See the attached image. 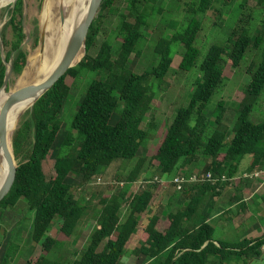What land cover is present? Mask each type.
Here are the masks:
<instances>
[{
    "label": "trees",
    "instance_id": "obj_1",
    "mask_svg": "<svg viewBox=\"0 0 264 264\" xmlns=\"http://www.w3.org/2000/svg\"><path fill=\"white\" fill-rule=\"evenodd\" d=\"M93 1L85 5L83 21ZM196 1L197 4L190 1L187 5L188 13L193 16L189 23L156 44L154 54L158 65L136 73L129 67L131 57L140 56L145 29L150 19L164 8L157 5L158 0H129L127 12L118 13V25L112 30V35L122 42L115 46L107 38L92 56L90 51L107 18L106 13L116 11L115 0H103L98 17L89 29L84 58L36 102L27 112L29 118L25 119L26 115L22 119L12 141L18 162L16 178L11 191L0 202V208L15 207L22 201L34 214L31 238L34 245L42 244L41 253L35 262L25 264H124L128 256L143 257L144 264H225L232 256L257 259L264 254V234L241 245L214 240V230L204 207L209 198L221 194L229 181L215 185L210 182L187 184L179 191L186 204L170 212L164 223L160 222L153 204L156 185L149 184L141 193L130 192L146 161H149L148 181L155 172L161 178L187 174L188 166L201 157L209 161L208 165L203 161L206 173L211 172L219 180L222 176L228 180L233 178L247 156L252 157L249 171L264 169V18L262 28L253 34V15L244 13L247 0ZM214 1L223 5L239 1L241 14L226 40L212 46L199 63L200 50L196 43L204 16ZM255 1L264 5V0ZM184 2L179 0L178 3ZM217 12L221 16L222 11ZM24 14L25 0H16L8 6V21L1 30L6 60L12 64V73L17 77L23 73L28 59L23 46L27 38ZM2 20L0 15V25ZM38 44L39 35L35 34L34 45ZM175 44L183 45L185 50L179 70L190 73L195 69L198 75L188 105L178 108L172 121L165 124L155 151L148 158L140 152L155 136L151 126L146 130L142 124L150 116L154 119L156 84L162 87L173 67ZM243 62L246 67L241 70ZM229 69L246 71L251 78L243 91V99L235 108L236 123L232 128L225 121L228 107L224 101L209 108L215 93L230 79ZM6 72L0 46V90ZM68 76L75 81L89 76V80L68 134L55 155V174L47 179L45 161L59 138L61 112L70 97ZM255 111L262 113L261 118L255 117L258 121L251 119ZM115 115L118 118L114 121ZM135 159L138 162L125 180L127 188L103 196L93 209L92 200L77 196L76 185L67 181L71 176L79 177L84 187L103 168L114 162ZM241 201L242 196H239L230 206L239 209ZM124 206L126 211L122 214ZM228 213L229 210L221 216ZM90 220L95 225L83 251L70 259L62 252L64 244L51 235L56 222L61 221L59 230L71 238ZM5 235L6 230L0 226V243ZM19 251V245L10 240L1 264H11Z\"/></svg>",
    "mask_w": 264,
    "mask_h": 264
},
{
    "label": "rangeland",
    "instance_id": "obj_2",
    "mask_svg": "<svg viewBox=\"0 0 264 264\" xmlns=\"http://www.w3.org/2000/svg\"><path fill=\"white\" fill-rule=\"evenodd\" d=\"M128 1L129 0H115L114 7L116 11L106 13L107 18L103 20L104 23L102 25V29L99 32L96 42L90 51V54L92 56H95L97 54L101 44L107 38H109V40H111L115 46H118L120 42H122V40H120L116 35H112V30H114L118 25V13L122 11L127 12ZM190 1H195L196 4L198 3V1L196 0H185L184 3H178L179 0H158L157 5H162L164 11L162 10L161 12L157 13V15L152 19H150L148 23L149 25L145 29L146 38L141 50V54L139 57H136L135 55L131 57V61L129 64L130 69H132L136 73H143L146 70L158 65L159 61H157L155 58L154 48L162 37H172L177 29L181 28V25L189 23V21L193 17L191 13H188L187 5H189ZM2 2H6L4 5L0 6V15L3 16V23V21H8V6L13 4L14 2H12V0H2ZM44 3L45 0H43L42 2H39L38 0H25V14L23 24L26 34L29 33L30 35V39L28 42H25L23 46L28 52V57L31 52H34L40 47V15L42 13ZM239 5V1L230 4L227 3V5H223L217 1L213 2L212 7L204 16L202 29L200 31V35L198 36L199 39L196 43V46L200 50L199 63H201L205 59L212 46L223 43L226 40L227 35L235 26V20L241 14L240 10L238 9ZM218 9L222 11L221 16L217 12ZM250 12L253 15V18L251 20L252 33L256 34V31L262 28L261 22L264 18V5H258L255 0H247L244 13L247 14ZM97 17L98 13L95 18ZM169 24L175 25L169 26ZM35 34L39 35L38 46L34 45ZM184 51L185 50L183 45H173V67L168 73L165 81L162 82V87L159 88V83L156 84L157 89L155 90L152 112L154 119L152 120L150 116L142 124V128L146 130L151 126L155 136V138L151 140L146 146H144L140 152L141 154L148 155V158L152 157L156 145L159 142L161 131L164 128L165 124L172 121L178 108L188 105L193 93L196 79L195 77L198 74L197 72H194L196 71L195 69H193L190 73L182 72L181 70H179V66L183 59L182 54L184 53ZM10 67L11 63L9 64L8 69ZM245 67V62H243L240 66V69L243 70L245 69ZM233 72L234 71L230 69L227 71V75L230 77V79L224 84L221 89H219L215 93L209 105L210 108L214 105H217L219 101H224L225 105L228 107L225 112V121L228 125H230L231 128L236 123L235 108L243 99V91L251 81V78L248 74H246V71ZM19 77L15 76L12 73L9 85L7 87L8 92H12L13 87L16 84L15 82H17ZM88 80L89 76L81 77V79H79L78 81H75V79L71 76H68L66 78L67 84L71 88L70 97L66 101L61 112L62 128L59 138L55 143L53 150L50 152L45 161L44 170L47 179H50L55 174V155L58 151L59 146L68 134L70 122H72L74 114L79 108V103L83 99V93ZM262 106L264 108V100ZM30 110L31 109L27 110L22 115L17 129L20 127L21 121L26 115L27 116L25 117V119L29 118L27 112ZM209 111L211 113V110L208 109V112ZM255 117L261 118L262 113L260 111H255L251 119L258 121L257 119H255ZM117 118L118 117L115 115L113 120L115 121ZM137 159L126 163H122L120 161L114 162L109 167H105L101 171H99V173L93 178V180L90 183L86 184L84 187L80 185L81 179L79 177L71 176L67 181L76 185V189L74 190V192L77 196L84 197L87 201L92 200L93 205L91 209H93L103 198V196L111 195L117 190L127 188L128 184L127 182H125V180L137 164ZM203 161L205 160L201 157L194 164L188 166V168L190 169L189 171H187V174L183 173L181 175L189 177L193 174L206 173L204 166L205 163ZM244 163H248V158H245L242 161V165ZM148 165L149 161H146L139 176V180H137L130 186V192L132 191L141 193L145 188H148L147 186L149 184L156 185L153 204L154 207L158 205L156 211L158 215L163 216L167 214L166 207H159V200L161 202L165 200L166 202L169 201V203L173 202V206L181 203L179 207H172L174 208L173 211L182 209L184 207V199L181 197V193L179 192V190L176 189V186L173 185V187H169L168 191H166L167 189L165 188V184L168 186V184L173 181L174 178H171L168 175H164L161 178L160 175L155 172L150 177V179L152 180L148 181L146 180L149 179L146 177ZM230 182L231 184H226L225 190L221 195L213 197L218 198L220 196H223L225 199L227 197V194L234 190V187L232 186L233 181L230 180ZM260 182H262V180H259V182L256 181L255 185L252 188V191L250 192V195H256L254 197L255 199L262 195L260 190L262 186ZM173 190L174 192L171 193V191ZM258 191L260 192L258 193ZM256 192L258 194H256ZM257 202H261V200ZM257 202H253L255 205H253L250 209L245 210L243 208L240 216H237L239 213L236 214L239 209H236V206H233L234 209L229 212L228 215L213 220L210 225L214 230V240L230 245H241L246 241H251L261 237L264 233V204L262 203L261 208H259L257 211V208L255 207ZM125 211L126 206L123 207L121 213L124 214ZM150 212L151 211H149V213ZM233 216H237V219L232 220ZM33 217L34 214L27 210L25 203L22 201L19 202L15 207L8 206L6 208H0V226H2L6 230V235L0 243V264L2 263L3 257L8 249L10 240L17 243L20 247V251L18 253L19 256L11 264H25L28 261L35 262L37 260L41 253L42 244L40 243L38 245H34V243L32 242L31 235L33 230ZM60 225L61 221H57L51 232V235L64 244L62 247V252L70 259H74L76 257V254H79L83 251L87 239L91 231L94 229L93 227L95 225V222L90 220L88 224L81 226L76 234H74L71 238L66 237L59 230ZM144 263L145 259L143 257L136 258V256H128L124 260V264ZM225 264H264V254L257 259H249L245 256H232L227 260Z\"/></svg>",
    "mask_w": 264,
    "mask_h": 264
},
{
    "label": "bare ground",
    "instance_id": "obj_3",
    "mask_svg": "<svg viewBox=\"0 0 264 264\" xmlns=\"http://www.w3.org/2000/svg\"><path fill=\"white\" fill-rule=\"evenodd\" d=\"M89 1L45 0L40 15L43 44L30 53L28 65L15 82L12 92L0 95V113L8 101L6 99H9L14 92L46 80L58 68L66 54L73 33L79 27V24L81 25L84 22L83 14ZM5 3L0 0V6ZM84 55L85 51L82 49L73 65L77 64ZM33 101L34 99L25 100L14 105L6 117L4 131L7 138V149L11 154L13 153L12 136L22 115L30 109ZM8 171L6 151L0 144V189L6 182Z\"/></svg>",
    "mask_w": 264,
    "mask_h": 264
},
{
    "label": "water",
    "instance_id": "obj_4",
    "mask_svg": "<svg viewBox=\"0 0 264 264\" xmlns=\"http://www.w3.org/2000/svg\"><path fill=\"white\" fill-rule=\"evenodd\" d=\"M16 0H12V2H15ZM103 0H94L93 4L90 8V11L85 18L84 22L75 30L73 33L71 40L69 42L66 54L61 62V64L58 66V68L44 81L36 83L34 85H29L28 87L18 90L12 94V96L8 99L6 104L3 106L1 113H0V144L5 148L6 151V157L8 161V166H9V171H8V176L6 179V182L4 183L3 187L0 189V202L6 197V195L11 191L13 184L15 182L16 178V173H17V167L18 163L14 155V150L13 153L11 154L9 150L7 149V138L6 134L4 131V125H5V120L6 117L11 110V108L25 100H30L34 99L30 109L33 108V106L36 104V102L47 92L49 91L55 83L70 69L75 66H77L82 58L77 64L73 63L76 61L78 58L81 50L83 49L85 51L86 55V42H87V37L89 33L90 26L92 25L95 17L97 16L99 7L101 5V2ZM6 23V21H3V23L0 25V46H1V52H2V58L4 63L7 66V72H6V77L3 83V86L0 90V94L2 91H7V87L9 85V81L12 75V64L11 67L8 69V66L10 63L7 62L6 60V54H5V48L4 44L2 42L1 38V30L3 25ZM41 31V30H40ZM30 39L29 33H27V38L25 42H28ZM43 44V38H42V33L40 32V45ZM84 55V56H85ZM29 59L27 60V64L24 68L26 69L28 65ZM14 135V134H13ZM13 140V136H12Z\"/></svg>",
    "mask_w": 264,
    "mask_h": 264
},
{
    "label": "crops",
    "instance_id": "obj_5",
    "mask_svg": "<svg viewBox=\"0 0 264 264\" xmlns=\"http://www.w3.org/2000/svg\"><path fill=\"white\" fill-rule=\"evenodd\" d=\"M246 158H248V163H244L242 165V162H241L237 174L233 178L230 179V180L233 181L232 182V186L234 187V190L229 192L225 199H224L223 196H220L218 198L211 197V198H209L206 201V205L204 207V210L207 213V216H208V219H209L210 223L213 220L222 217L221 215H223V213L225 211L229 210V212H231L234 209L233 206L232 207L230 206L231 201L236 199V198H238L239 196H242V201H241L242 202V206L236 212V214L239 213L237 216H240V214L242 213L241 211H242L243 208L245 210L250 209L253 205H255L254 203L259 201V200H261V202H257V204L255 206L257 208V211H258L259 208H261V204L262 203L264 204V169H260L259 168V169H255L253 171H249V169L251 167V163H252V157L251 156H247ZM208 163H209V161L206 160V164L207 165H208ZM241 165H242V167H241ZM189 169L190 168H188V171H189ZM230 180H229V182H230ZM259 180H262V182H260V184L262 186L261 189H260L262 195L255 199L254 197L256 195L255 194L250 195V192L252 191V188L255 185L256 181L259 182ZM241 181H242V183L239 184ZM229 184H231V182ZM173 185L174 184L171 183V182L168 184V186L165 184V188L167 189L166 191H168L169 187H173ZM224 190H225V188L222 190L221 194L223 193ZM158 191H156V192H158ZM166 191H164V192H166ZM173 192H174V190L171 191V193H173ZM259 192L260 191H258V193ZM258 193L256 192V194H258ZM217 196H219V195H217ZM158 203H160L159 207L160 206H164V207L167 208L166 209L167 210V214L166 215H163V216L159 215L161 223L165 222V220L167 219L168 214L173 211V209H174L173 207H179V205H181V203H179L178 205L176 204V206H173V202L169 203V201L166 202V200L163 201V202H161L159 200ZM250 203H252V204H250ZM185 204H186V202L184 200L183 201V205H185ZM170 205H171V207H170ZM157 207H158V205L155 207L156 210H157ZM237 216H235V217L233 216L232 220L233 219H237Z\"/></svg>",
    "mask_w": 264,
    "mask_h": 264
},
{
    "label": "built area",
    "instance_id": "obj_6",
    "mask_svg": "<svg viewBox=\"0 0 264 264\" xmlns=\"http://www.w3.org/2000/svg\"><path fill=\"white\" fill-rule=\"evenodd\" d=\"M219 181L226 182L228 181V178L226 176H222V178L219 180L218 178H215L211 172H208L203 174H193L189 177L185 175H179L173 179L172 183L176 186L177 190L182 191L187 184H203L210 182L211 184L215 185Z\"/></svg>",
    "mask_w": 264,
    "mask_h": 264
},
{
    "label": "clouds",
    "instance_id": "obj_7",
    "mask_svg": "<svg viewBox=\"0 0 264 264\" xmlns=\"http://www.w3.org/2000/svg\"><path fill=\"white\" fill-rule=\"evenodd\" d=\"M179 176V175H178ZM172 182V181H171ZM175 186V185H174Z\"/></svg>",
    "mask_w": 264,
    "mask_h": 264
}]
</instances>
